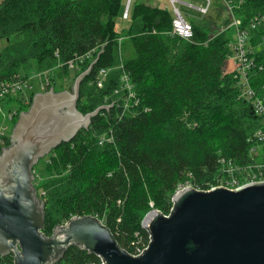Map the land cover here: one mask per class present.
Listing matches in <instances>:
<instances>
[{
    "label": "trees",
    "instance_id": "1",
    "mask_svg": "<svg viewBox=\"0 0 264 264\" xmlns=\"http://www.w3.org/2000/svg\"><path fill=\"white\" fill-rule=\"evenodd\" d=\"M123 3L0 0V40H6L0 78L57 68L52 80L56 84L61 79L58 90L84 72L99 52L80 87L78 108L90 112L104 104L118 82L116 70L98 88L92 83L96 72L120 63L121 35L131 41L135 54L123 62L139 93L141 112L120 119L115 109L102 110L89 128L40 159L49 175L36 177L34 184L45 202V234L75 215H93L134 254L150 241L142 223L145 215L152 209L170 213L181 185L208 189L221 174L220 157L239 164L251 160L257 143L252 137L261 121L251 103L240 97L233 74L225 73L230 36L192 20L193 39L172 35L171 11L145 1L133 4L131 23L120 32L116 21ZM263 8L264 0H245L238 13L246 20ZM95 47L79 69L61 66ZM263 82L264 69H257L252 85L260 88ZM110 127L114 143L101 145L99 135ZM14 259L12 253L1 255L0 264ZM99 261L95 253L72 245L54 264Z\"/></svg>",
    "mask_w": 264,
    "mask_h": 264
},
{
    "label": "water",
    "instance_id": "2",
    "mask_svg": "<svg viewBox=\"0 0 264 264\" xmlns=\"http://www.w3.org/2000/svg\"><path fill=\"white\" fill-rule=\"evenodd\" d=\"M99 57L76 78L74 92L52 86L36 93L0 153V256L12 253L16 264H54L77 245L105 264H264V182L238 189L177 190L169 216L152 209L143 218L151 240L140 255L122 248L93 215L74 216L55 226L52 235L43 232L45 202L33 168L89 128L102 110L111 109L110 104L85 113L78 108L81 83Z\"/></svg>",
    "mask_w": 264,
    "mask_h": 264
},
{
    "label": "built area",
    "instance_id": "3",
    "mask_svg": "<svg viewBox=\"0 0 264 264\" xmlns=\"http://www.w3.org/2000/svg\"><path fill=\"white\" fill-rule=\"evenodd\" d=\"M220 1L224 12L229 16V25L225 26L223 31H228L231 28L235 29V38L230 36L229 47L232 53L228 58L225 73L233 74L237 80L234 85L237 87L240 97L251 103L255 114L261 121V126L254 132L252 137L257 143L251 148V160L245 164H239L226 157H220L221 174L217 178L216 183H213L206 190L214 187L238 189L250 183L264 182V82L260 88H255L252 85L254 72L257 69H264V53L262 55L258 54L261 50L264 52V8L245 20L238 13L239 9L243 7L245 0ZM170 2L172 4L171 34L186 40L193 39L195 35L194 26L191 20L178 7V4L197 9L201 14L205 15L210 12L213 0H203L200 4L183 0H170ZM133 4L131 0H128L125 4L122 14L124 19L130 18ZM124 39V35L118 38L120 46ZM1 50L2 48H0V52ZM96 51L97 48L95 47L83 55H76L74 59L61 63V66L66 64L69 68L77 70ZM96 53V57H98L100 53ZM55 69L57 68L36 70L30 74L13 73L0 78V153L5 147L9 146L8 141H10L11 132L16 123L15 120L21 111L27 110L28 106L32 104L34 95L38 92H47L52 86L56 90L58 81L55 84L52 80ZM116 70L119 72L118 82L112 93L106 95L103 105L110 104L111 109H115L120 119L137 115L141 112V99L132 76L125 67L123 57H121L120 63L116 66L99 68L94 79H92V83L98 88H104ZM148 109L149 107L144 108V110ZM114 140L113 127L99 135V143L101 145L114 143ZM186 187L202 190L191 183L181 185L178 190ZM170 213L164 214L169 216ZM148 245L138 249L133 255H140ZM12 264H16L15 259ZM91 264H105V262L100 258L99 262Z\"/></svg>",
    "mask_w": 264,
    "mask_h": 264
},
{
    "label": "rangeland",
    "instance_id": "4",
    "mask_svg": "<svg viewBox=\"0 0 264 264\" xmlns=\"http://www.w3.org/2000/svg\"><path fill=\"white\" fill-rule=\"evenodd\" d=\"M128 0H124L123 3V8L122 12L119 14L117 17V23H116V29H118L120 32L127 29L131 23V19H124L123 18V10L125 7V4L127 3ZM137 1H145L148 3H153L157 1L160 5L164 6V8H167L169 11L172 9V4L170 0H131V3H135ZM152 1V2H151ZM188 2H193V3H202L203 0H184ZM223 5L221 4L220 0H213L212 6L210 9V12L203 15L201 14L197 9L188 7L184 4H178V7L185 13V16L189 19L192 20L194 25L201 24L205 26V29L208 31L212 32L214 31H219L223 32L225 26L229 25L228 19L229 16L224 12L223 10ZM224 33L228 36H231L232 38H235V29L231 28L228 31H224ZM6 46V40H0V48H4ZM135 54L133 44L131 41L127 38L124 39L121 45V56L125 59L133 57ZM69 81H67L68 83ZM76 82V78L72 81L69 82V85L63 88H59L56 91H62V90H71L74 92L73 88ZM58 84H62L61 79L58 80ZM81 95V92H80ZM29 108V107H28ZM37 169L34 171L35 174V179L34 182L36 181V177L40 178H46L49 175V171L45 168V163L41 160L37 163ZM39 196L41 194H38ZM43 197V196H42ZM63 223H61L62 225ZM53 230H51L47 235H52Z\"/></svg>",
    "mask_w": 264,
    "mask_h": 264
},
{
    "label": "crops",
    "instance_id": "5",
    "mask_svg": "<svg viewBox=\"0 0 264 264\" xmlns=\"http://www.w3.org/2000/svg\"><path fill=\"white\" fill-rule=\"evenodd\" d=\"M183 1H184V0H183ZM137 2H140V1H137ZM137 2H135V3H137ZM151 2H152V1H151ZM186 2H188V1H186ZM135 3H134V4H135ZM190 3H193V2H190ZM153 4H155V5H156V4H157V5H160L157 1L153 2ZM196 4H198V3H196ZM160 6H161V7H164V6H162V5H160Z\"/></svg>",
    "mask_w": 264,
    "mask_h": 264
},
{
    "label": "flooded vegetation",
    "instance_id": "6",
    "mask_svg": "<svg viewBox=\"0 0 264 264\" xmlns=\"http://www.w3.org/2000/svg\"><path fill=\"white\" fill-rule=\"evenodd\" d=\"M19 117V116H18ZM11 140V139H10ZM45 157V156H44ZM33 170H34V168H33Z\"/></svg>",
    "mask_w": 264,
    "mask_h": 264
}]
</instances>
